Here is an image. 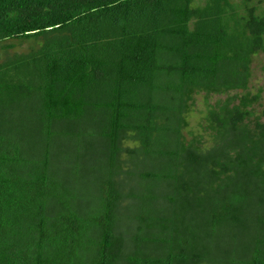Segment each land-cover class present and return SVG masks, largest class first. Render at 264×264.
I'll return each mask as SVG.
<instances>
[{"label": "trees", "instance_id": "1", "mask_svg": "<svg viewBox=\"0 0 264 264\" xmlns=\"http://www.w3.org/2000/svg\"><path fill=\"white\" fill-rule=\"evenodd\" d=\"M10 40L0 264H264L252 0H0ZM235 91L212 144L184 134L196 94Z\"/></svg>", "mask_w": 264, "mask_h": 264}, {"label": "rangeland", "instance_id": "2", "mask_svg": "<svg viewBox=\"0 0 264 264\" xmlns=\"http://www.w3.org/2000/svg\"><path fill=\"white\" fill-rule=\"evenodd\" d=\"M200 1V0H199ZM241 1V0H237ZM253 4L258 6L259 12H264V0H252ZM15 43L16 46L9 50H2L0 46V61L5 60L10 54H14L15 52H22L28 50V46L30 44L29 41H7V43ZM252 69H253V75L251 78V84H250V90L253 94L260 93V99L253 104L251 107L254 114L253 117H256L257 115L262 116L264 120V51L260 52L254 57L253 63H252ZM235 92L226 93V94H214L212 95L207 103V100L205 98V93H202L200 95H195V101H191V110L188 115L189 125L185 128L184 134L189 138L192 139L195 136H197L200 139H203L206 141L207 144H212L213 141L212 135L210 131H206L202 124L204 123V116H205V110L208 109L209 105L211 103L217 102L219 99H227L230 95H235ZM130 142V141H129ZM131 143V142H130ZM129 143V144H130Z\"/></svg>", "mask_w": 264, "mask_h": 264}]
</instances>
